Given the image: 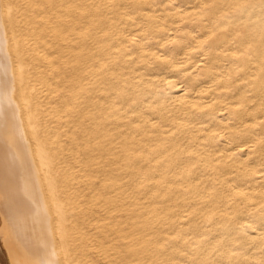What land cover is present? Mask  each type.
Segmentation results:
<instances>
[{"label":"bare ground","instance_id":"obj_1","mask_svg":"<svg viewBox=\"0 0 264 264\" xmlns=\"http://www.w3.org/2000/svg\"><path fill=\"white\" fill-rule=\"evenodd\" d=\"M0 241L264 264V0H0Z\"/></svg>","mask_w":264,"mask_h":264},{"label":"rangeland","instance_id":"obj_2","mask_svg":"<svg viewBox=\"0 0 264 264\" xmlns=\"http://www.w3.org/2000/svg\"><path fill=\"white\" fill-rule=\"evenodd\" d=\"M0 246H1V251H3L2 252V258L4 259V262H5V264H10L9 262H8V258H7V255L4 253V248H2L3 246H2V244H1V241H0Z\"/></svg>","mask_w":264,"mask_h":264},{"label":"crops","instance_id":"obj_3","mask_svg":"<svg viewBox=\"0 0 264 264\" xmlns=\"http://www.w3.org/2000/svg\"><path fill=\"white\" fill-rule=\"evenodd\" d=\"M7 212H9L8 211V209H7ZM10 220V219H9ZM11 225H12V221H11ZM6 254H7V258H8V253L6 252ZM2 260H3V264H5V262H4V259L2 258ZM8 262H9V258H8Z\"/></svg>","mask_w":264,"mask_h":264}]
</instances>
